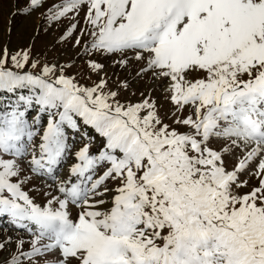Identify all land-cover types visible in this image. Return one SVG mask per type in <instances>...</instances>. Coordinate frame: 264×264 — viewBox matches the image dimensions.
<instances>
[{"label":"snow or ice","instance_id":"snow-or-ice-1","mask_svg":"<svg viewBox=\"0 0 264 264\" xmlns=\"http://www.w3.org/2000/svg\"><path fill=\"white\" fill-rule=\"evenodd\" d=\"M33 11L40 31L69 21L59 40L91 73L94 55L134 61L173 108L4 48L0 218L28 238L0 236V264H264V0H16L11 15Z\"/></svg>","mask_w":264,"mask_h":264},{"label":"rangeland","instance_id":"rangeland-1","mask_svg":"<svg viewBox=\"0 0 264 264\" xmlns=\"http://www.w3.org/2000/svg\"><path fill=\"white\" fill-rule=\"evenodd\" d=\"M51 2V0H49ZM28 3V0H19L20 6H24ZM16 0H7L6 3L0 7V54L3 49L7 48L8 53L12 54L21 49H27L31 46L33 55L43 61L47 59L49 62L55 60L59 63L72 62V68L69 70L70 75H75L76 78L82 84H91L93 81H97L99 76L107 75L109 87L116 89L119 86V81H129V88L121 91L122 99H131L132 101L140 100L141 93L147 96L150 92L152 99L156 101L160 115L164 116L166 113L170 115L172 111V104L165 99L166 93L164 88L166 82L161 84L160 82H153L151 80H136L134 79V71L131 70L134 61H130L129 68L121 69L118 65H113V60L116 57L94 55L91 58L104 64V71L99 74L91 73L87 67L85 61L88 59L86 56H80L77 58L78 48L73 47L72 41L61 44L59 37L67 27L69 21L63 20L59 25H53L46 32L38 29L39 15L38 11H33L30 15L20 13L18 15H11L15 11ZM47 7V5H45ZM42 11V9L40 10ZM83 12H81V18ZM83 26L82 22L81 25ZM77 34L78 30H77ZM90 77V78H89ZM135 92V96L131 94ZM165 122L171 123V119ZM81 146V143H77L73 146V151ZM215 146V144L213 145ZM93 151H96L93 148ZM71 154L68 160L60 166L56 173V182L67 176V170L73 163ZM54 181L44 179H37L33 182L36 189L47 190V185L53 184ZM33 184L26 185L25 191L29 192L30 196H33L37 202H40L43 197L37 195V192L32 190ZM12 235L15 239L18 235H24L27 239V235L22 230H13L8 224L7 220L0 218V236L3 234Z\"/></svg>","mask_w":264,"mask_h":264}]
</instances>
